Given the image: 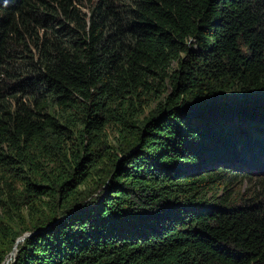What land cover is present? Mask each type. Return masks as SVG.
Listing matches in <instances>:
<instances>
[{
  "label": "trees",
  "instance_id": "16d2710c",
  "mask_svg": "<svg viewBox=\"0 0 264 264\" xmlns=\"http://www.w3.org/2000/svg\"><path fill=\"white\" fill-rule=\"evenodd\" d=\"M255 163L264 0H0V264H264Z\"/></svg>",
  "mask_w": 264,
  "mask_h": 264
},
{
  "label": "rangeland",
  "instance_id": "374dc122",
  "mask_svg": "<svg viewBox=\"0 0 264 264\" xmlns=\"http://www.w3.org/2000/svg\"><path fill=\"white\" fill-rule=\"evenodd\" d=\"M190 47H191V49L193 50L194 53H195V51H197V47L194 44H190ZM168 91H169V89H168ZM158 102H159V100H157L156 98H152V97H150L149 99L145 100V102L141 104V106H142L141 108L143 110V113L139 117V121H141L144 117L148 116L151 111H152V113H154L153 110H155L156 104ZM105 133L107 135L108 142L110 144H114L115 143V137H116V134H114L115 133L114 129L113 128H108ZM200 164L201 165H199V166L201 168H206L210 164V162H205V163H200ZM102 167H104V169L107 170L109 168V165H107V163H106ZM242 170H245V172H243V173H247L248 172L247 173L248 176H251L250 180L248 181L247 179L246 180L239 179V181H237L236 183L230 185V187L227 189L225 194H222L223 192H221V191H217L216 198L218 199L220 197V200L218 199V201H216V202H220L223 199H225L226 196L232 195V201H234L235 204L238 205V204H243V199L244 198L248 197V199H250L253 196V193H256V194L259 193V192L261 193V190L259 188L260 187L259 186L260 183H259L258 180L260 178L264 179V167L261 164H259V163H255L251 167H244ZM192 171L194 172V170H192ZM195 172H196V170H195ZM107 183H108V181L106 182L105 185L100 187V190H98V194L96 195L98 198L102 195L103 191H105L107 189ZM95 185L96 184L93 183V181L90 182L89 186L91 188H89V190H93ZM208 199L212 200V198H210V195L208 196ZM91 201L92 200H88V201H85V202H87L86 204L88 205L89 203H91ZM212 201H214V200H212ZM15 250H16V248L14 247L13 251L8 255V257L4 261V264H10L11 257L14 256Z\"/></svg>",
  "mask_w": 264,
  "mask_h": 264
},
{
  "label": "water",
  "instance_id": "95a60500",
  "mask_svg": "<svg viewBox=\"0 0 264 264\" xmlns=\"http://www.w3.org/2000/svg\"><path fill=\"white\" fill-rule=\"evenodd\" d=\"M30 235H31V234H25L24 236H22L21 238H19V239L16 241L14 247L16 248V246H17L21 241H23L26 237H28V236H30Z\"/></svg>",
  "mask_w": 264,
  "mask_h": 264
}]
</instances>
